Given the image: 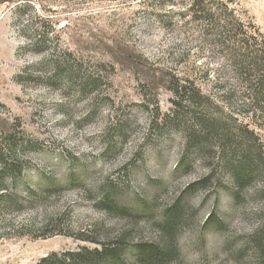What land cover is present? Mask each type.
I'll list each match as a JSON object with an SVG mask.
<instances>
[{
	"label": "rangeland",
	"instance_id": "rangeland-1",
	"mask_svg": "<svg viewBox=\"0 0 264 264\" xmlns=\"http://www.w3.org/2000/svg\"><path fill=\"white\" fill-rule=\"evenodd\" d=\"M168 2L0 0V150L18 160L0 174V264L114 239L124 264L140 243L152 264H264L260 180L234 201L228 168L246 144L264 150V127L237 131L247 118L220 99L230 71L181 16L188 1ZM233 6L264 33V0ZM176 83L204 98L174 103Z\"/></svg>",
	"mask_w": 264,
	"mask_h": 264
},
{
	"label": "trees",
	"instance_id": "trees-1",
	"mask_svg": "<svg viewBox=\"0 0 264 264\" xmlns=\"http://www.w3.org/2000/svg\"><path fill=\"white\" fill-rule=\"evenodd\" d=\"M187 1V9L181 13V16L187 15L193 21L204 25L205 36L219 51L235 81L233 86H224L220 92L225 112L230 117L237 114L247 118L246 122H239L236 129L251 136L255 132L251 125L264 127V33L252 22L244 21L239 17L233 6L235 0ZM168 3L172 4V0ZM66 71V79L68 81L74 79L71 68ZM58 72L54 69V74L58 75ZM172 91L176 99L174 103L178 105L183 99L198 104V100L204 98L198 90H191L186 84L176 83ZM195 120L209 133L211 129L218 127L213 119L205 120L200 114L195 116ZM205 122L208 124L206 125ZM11 151L12 149L5 154L0 150V174L7 170L10 163L18 162ZM229 160L228 168L235 188L233 200L239 199L245 183L255 179H259L260 184L254 191L264 195V150L246 144L241 153ZM10 180L15 182L13 177ZM0 183H2L1 176ZM251 239L259 253V260L264 262V207L260 209V221ZM119 243V240L114 239L113 242H102L99 248L92 250L82 247L78 252H65L59 256L53 253L42 257L37 264H89V259L86 258L88 255L105 259L110 264H124L119 255ZM138 246L140 252L137 263H154L155 255L151 252L147 256L143 255L142 249L145 245L140 243Z\"/></svg>",
	"mask_w": 264,
	"mask_h": 264
}]
</instances>
